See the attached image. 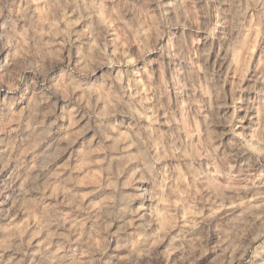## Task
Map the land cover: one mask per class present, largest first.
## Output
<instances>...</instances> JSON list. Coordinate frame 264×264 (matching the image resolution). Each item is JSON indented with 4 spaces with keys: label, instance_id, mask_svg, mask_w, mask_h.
<instances>
[{
    "label": "rangeland",
    "instance_id": "1",
    "mask_svg": "<svg viewBox=\"0 0 264 264\" xmlns=\"http://www.w3.org/2000/svg\"><path fill=\"white\" fill-rule=\"evenodd\" d=\"M0 264H264V0H0Z\"/></svg>",
    "mask_w": 264,
    "mask_h": 264
}]
</instances>
